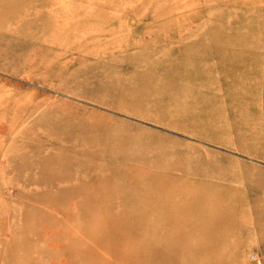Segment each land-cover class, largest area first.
Instances as JSON below:
<instances>
[{
  "label": "rangeland",
  "instance_id": "rangeland-1",
  "mask_svg": "<svg viewBox=\"0 0 264 264\" xmlns=\"http://www.w3.org/2000/svg\"><path fill=\"white\" fill-rule=\"evenodd\" d=\"M0 13V264H135L159 250L135 220L173 243L163 264H264V0H0ZM199 190L221 221L192 223L206 234L155 221L164 198L172 221L196 214Z\"/></svg>",
  "mask_w": 264,
  "mask_h": 264
},
{
  "label": "bare ground",
  "instance_id": "bare-ground-1",
  "mask_svg": "<svg viewBox=\"0 0 264 264\" xmlns=\"http://www.w3.org/2000/svg\"><path fill=\"white\" fill-rule=\"evenodd\" d=\"M2 6H1V8L2 9H4L3 10V12H1L2 14H9V13H12V14H16L17 13V9L16 8H19L18 7V5L17 6H11V7H9V8H4L5 7V5L6 4H1ZM16 7V8H15ZM0 13V15L2 16V14ZM79 138H81V139H84V137L82 136V137H79ZM79 138H77V139H79ZM80 154H85V148H82V150L80 151V153L78 154L79 156H80ZM76 157H78V156H76ZM64 159L66 158L67 159V156H64L63 157ZM63 158H61V156H59L58 158L57 157H55V156H52V155H50V157L48 156L45 160H46V162L47 163H53V164H57V165H62V166H65V165H69L71 162H72V160H73V158H70L69 160H66L65 159V161H64V159ZM193 171H194V169H193ZM187 172V171H186ZM186 172L184 171V173H183V175L184 174H186ZM172 174V173H171ZM226 174V173H225ZM182 175V174H181ZM203 175V177H209V178H211V174L210 173H208L207 175H204V174H202ZM59 176H61V178L60 179H62V178H64V177H66V175H65V173H63L62 175H59ZM193 176H195V174H193ZM168 177H170V176H168ZM190 177V176H189ZM174 178H179V177H177L176 175H173L172 176V179H174ZM208 178V179H209ZM55 179H57V177H55V176H48V177H46V179H45V181L46 182H51V181H53V180H55ZM185 181V179L183 180V182ZM187 181H188V179H187ZM191 181V180H190ZM185 183H186V181H185ZM184 183V184H185ZM189 183V182H188ZM215 183H216V181H215ZM136 184V183H135ZM218 184V183H217ZM137 185V184H136ZM210 185H212L211 183H210ZM188 186V185H187ZM214 187V186H213ZM224 187V186H223ZM223 187H221V188H223ZM218 187H215V190L217 189ZM177 189V188H176ZM175 189V190H176ZM177 191V190H176ZM181 191V190H180ZM183 191V190H182ZM181 191V192H182ZM172 192V191H171ZM171 192H170V194H171ZM132 191L129 189V190H127V191H125L124 192V197L126 196V197H128V195H131L130 197H133L132 195L134 194V193H132ZM184 193V192H183ZM182 193V194H183ZM200 194H202L201 193V191L199 190V192L198 191H196V192H194V193H192L191 194V196H193L192 198V200H188V203L187 204H185L186 206H188V209L190 210H192L193 211V213H196V214H192V215H190V216H187V214H185L184 216H182L181 215V217H179V218H177V219H174L173 221H172V216L171 215H168V214H165L164 212H163V209L167 206V204L169 203V198H164V199H162V200H159V201H156L155 203H153L154 205H156V207H157V210H158V215L155 217V221H156V219L158 220V219H165V221L167 222V224H173V225H176V224H178V225H183V226H186V224H190L189 226H191V228L189 229V230H187V228L189 227H187L186 228V230L185 231H183V232H180V234H178L177 236L180 238V239H184L186 236L188 237V236H191V235H195V234H206L207 232L206 231H208V230H210L209 228H211L212 227V225L211 224H209L210 225V227H206V226H204L203 224V226L202 225H199L200 227H195V226H193V222H196V221H203V222H208V223H212V224H215V223H220L221 221L220 220H218L217 218H216V216L215 215H213V214H211V212L210 211H208V210H206L207 212H204L205 210H203V213L201 212L200 213V201H201V199H200ZM183 195H185V194H183ZM190 195V194H189ZM210 195V194H209ZM123 196V195H122ZM225 196V195H224ZM211 197V196H210ZM226 197V196H225ZM208 198H209V196H208ZM211 199V198H210ZM214 200V199H213ZM216 200V199H215ZM220 200V199H219ZM218 200V201H219ZM221 200H222V198H221ZM176 203V202H175ZM219 203V202H218ZM216 204V203H215ZM182 205V204H181ZM184 205V204H183ZM208 206V205H207ZM215 207V206H214ZM213 207V208H214ZM175 208H176V205H174V204H172V205H170V207H168L167 209H171V210H175ZM206 208V207H205ZM127 209H129V207L127 208ZM207 209V208H206ZM211 209V208H210ZM131 211H132V213H135V211H137V210H134V207H132L131 208ZM136 215V214H135ZM228 217V216H227ZM136 218H137V215H136ZM232 218V217H231ZM135 220V219H134ZM232 220V219H231ZM140 220H135L134 222H133V225H132V223H131V225H130V228L131 229H133L131 226H133V227H136V225H138V226H140V225H143L144 226V228H146L147 229V231H149V228L150 229H152V230H154V232L156 233L155 235H156V242H155V240H154V242H155V244H157L158 246V252H157V254H152V252H153V249H150V248H147V249H145V247L146 246H150L149 244H147L146 246H144L143 248H142V250H141V252L140 253H134V254H132L131 256H130V258H131V260L135 263V264H163L164 262H165V259L166 258H170L171 260L173 259V256H171V252H176L175 251V248H173V243H169V242H167V241H164L163 240V234H164V232L161 230V228L160 229H155V227H152V226H150V225H146V224H144V223H140L139 222ZM234 221V220H233ZM197 223V222H196ZM148 226V227H147ZM158 230V231H157ZM155 237V236H154ZM143 243V241L141 242V244Z\"/></svg>",
  "mask_w": 264,
  "mask_h": 264
}]
</instances>
